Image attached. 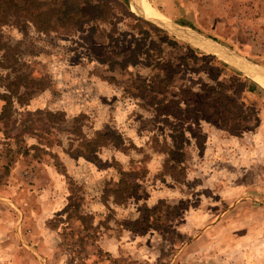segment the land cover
Returning <instances> with one entry per match:
<instances>
[{"label":"rangeland","instance_id":"374dc122","mask_svg":"<svg viewBox=\"0 0 264 264\" xmlns=\"http://www.w3.org/2000/svg\"><path fill=\"white\" fill-rule=\"evenodd\" d=\"M105 1L2 30L0 264H264V87ZM144 2L264 67V0Z\"/></svg>","mask_w":264,"mask_h":264},{"label":"trees","instance_id":"16d2710c","mask_svg":"<svg viewBox=\"0 0 264 264\" xmlns=\"http://www.w3.org/2000/svg\"><path fill=\"white\" fill-rule=\"evenodd\" d=\"M0 4V55L2 54L3 58L6 45L4 44L2 30L12 21V14L33 13L31 21L32 29L39 35H45L49 33H58L60 30H71L73 28L76 31L80 30V32L84 33V25L89 18H91L90 12L94 14L92 17L95 21H105L107 17H109L108 15L111 11L108 2L105 0H0ZM136 20L142 22L139 19ZM16 24H19L18 26L21 28V22H16ZM182 24L190 27L187 23ZM88 31L89 34L92 33L93 35L96 28L91 27ZM3 58L0 56V65L2 61L5 60V58L4 60ZM6 61H9V59H6ZM7 67H9V65H7ZM13 82L10 89H12L13 86L18 89V87L24 83V80L21 76H17L14 78ZM5 99L7 101H5L2 108L1 117L7 120L5 114L10 110V101L7 98ZM49 114V112L45 113L46 116H49ZM98 141L99 135L96 133L94 143ZM94 146L95 149H97V145ZM90 151L95 152L96 150L92 148Z\"/></svg>","mask_w":264,"mask_h":264},{"label":"bare ground","instance_id":"6f19581e","mask_svg":"<svg viewBox=\"0 0 264 264\" xmlns=\"http://www.w3.org/2000/svg\"><path fill=\"white\" fill-rule=\"evenodd\" d=\"M131 8L133 12L138 15L145 16L146 18L160 22V16L157 14V12L150 10V8H148L145 4L144 0H131ZM178 31L182 33L180 35L183 39L192 42L197 46L199 45L205 52L218 56L225 62L233 64L237 69L239 68V70L248 78L264 87V69L250 66L248 64L242 65L238 63V61H235V59H228V55L219 44L191 31L190 29L178 28Z\"/></svg>","mask_w":264,"mask_h":264},{"label":"water","instance_id":"95a60500","mask_svg":"<svg viewBox=\"0 0 264 264\" xmlns=\"http://www.w3.org/2000/svg\"><path fill=\"white\" fill-rule=\"evenodd\" d=\"M128 5H129V10H130V12H131L135 17H137L138 19H141L142 21H144V22H146V23H148V24H151V25H153V26H155V27L161 29L162 31L168 33L169 35L173 36L174 38H176V39H178V40H180V41L186 43L187 45H189V46H191V47H193V48H195V49H197V50H199V51H201V52H203V53H205V54H207V55L213 56V57H215V58H217V59H219V60L224 61L222 58H220V57H218V56H215V55H212V54H210V53H207V52H205L204 50H202L200 47L194 45L192 42H189V41L183 39V38L181 37V35H180V34H182V33H180V31H178V29H177L175 26H171V25H168V24H165V23L157 22V21H155V20H151L150 18H146L145 16H141V15H138V14L134 13V12L131 10V0H128ZM210 40H211V39H210ZM211 41H213V40H211ZM214 42H215V41H214ZM216 43H217V42H216ZM217 44H219V43H217ZM219 45H220V44H219ZM220 46L223 48V50H225L226 54L228 55V59H235V61H238V63H240V64H242V65H243V64H245V65L248 64V65H250V66H254V67H257V68L260 67V68L264 69V67H262V66H260V65H258V64H256V63L251 62L250 60H248V59H246L245 57H243V56L237 54V53L234 52L233 50L228 49V48H226V47H224V46H222V45H220Z\"/></svg>","mask_w":264,"mask_h":264}]
</instances>
